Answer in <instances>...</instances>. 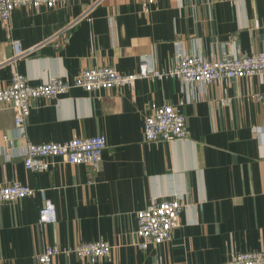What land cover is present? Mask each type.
<instances>
[{"label": "crops", "instance_id": "0c3cea01", "mask_svg": "<svg viewBox=\"0 0 264 264\" xmlns=\"http://www.w3.org/2000/svg\"><path fill=\"white\" fill-rule=\"evenodd\" d=\"M92 6L90 12H86ZM264 0H66L53 8L18 7L0 18V87L15 71L32 84L72 80L83 69L138 70L179 57L219 59L224 52L264 49ZM25 55L12 60L13 41ZM264 75L187 85L177 77L138 79L128 86L32 101L24 127L0 103V185L44 189L57 220L41 224L38 192L0 203V264H37L47 246L74 248L105 239L109 256L96 262L62 252L53 264H214L233 253L264 250ZM152 103L187 115L189 135L147 141L144 120ZM104 134L97 170L51 158L49 170L24 165L28 142H63ZM4 136L8 140H4ZM93 178L92 182L90 179ZM179 198L184 207L172 239L138 246L137 213L154 201Z\"/></svg>", "mask_w": 264, "mask_h": 264}, {"label": "built area", "instance_id": "2783aa9c", "mask_svg": "<svg viewBox=\"0 0 264 264\" xmlns=\"http://www.w3.org/2000/svg\"><path fill=\"white\" fill-rule=\"evenodd\" d=\"M66 0H0V18L9 25L13 11L18 7H48L53 8ZM144 11H149L156 0H139ZM92 6L86 9L90 12ZM264 40V28L262 29ZM15 60L25 55L19 41H13ZM252 75H264V49L253 54L241 51L237 53L224 52L215 60H207L200 56H181L176 64L159 68L146 57L140 59L139 68L132 73H122L110 65L89 67L83 69L72 80L54 77L47 82L32 84L20 72L15 71L11 83L0 87V103L10 104L15 111V125L24 127L31 113L32 101L39 97L56 98L67 93L73 87L86 91L128 86L134 89L138 79L148 78L162 80L167 77H177L187 85L211 84L216 81H232ZM263 99L264 94L258 95ZM189 135L187 115L172 104L152 103L144 120V138L147 141H173L186 138ZM7 141L8 137L4 136ZM107 147L104 134L91 137H78L63 142L33 143L28 142L24 155V165L32 171L49 170L51 158L60 157L65 162L78 165L89 164L97 170ZM0 151L7 157L11 156L8 149L0 144ZM93 178L90 179L92 182ZM40 193L44 201L39 211L41 224L54 223L57 213L54 205L46 197L44 189H35L28 185L14 182L0 185V203L12 202L24 197ZM184 203L179 198L154 201L137 213V235L140 237L138 246L142 249L153 244H160L172 239L176 228L180 225V213ZM113 245L105 239L80 243L74 248L61 249L58 246H47L38 257L37 264H53L54 257L62 252L75 253L80 258L96 262L109 256ZM214 264H264V250L237 252L225 263Z\"/></svg>", "mask_w": 264, "mask_h": 264}]
</instances>
